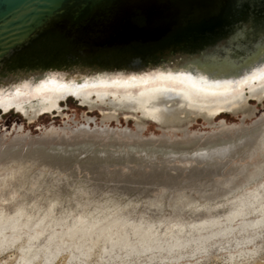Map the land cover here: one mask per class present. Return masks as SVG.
Returning <instances> with one entry per match:
<instances>
[{"label": "rangeland", "instance_id": "374dc122", "mask_svg": "<svg viewBox=\"0 0 264 264\" xmlns=\"http://www.w3.org/2000/svg\"><path fill=\"white\" fill-rule=\"evenodd\" d=\"M248 104L174 132L70 94L0 107V264H264V171L229 186L261 160L237 155L264 128Z\"/></svg>", "mask_w": 264, "mask_h": 264}, {"label": "water", "instance_id": "95a60500", "mask_svg": "<svg viewBox=\"0 0 264 264\" xmlns=\"http://www.w3.org/2000/svg\"><path fill=\"white\" fill-rule=\"evenodd\" d=\"M0 0V85L33 73L143 72L180 55L212 63L264 0ZM239 54L249 52V46ZM255 50V49H253ZM253 52V51H252ZM232 59L231 57H229ZM236 60V59H235ZM245 60V59H244ZM243 60V61H244Z\"/></svg>", "mask_w": 264, "mask_h": 264}, {"label": "bare ground", "instance_id": "6f19581e", "mask_svg": "<svg viewBox=\"0 0 264 264\" xmlns=\"http://www.w3.org/2000/svg\"><path fill=\"white\" fill-rule=\"evenodd\" d=\"M235 44L238 43L235 41ZM234 48L227 46L222 51L232 52V59L220 55L221 52L212 59L214 64L207 61L183 62L180 59L184 56L180 54L168 56V64L131 74L50 73L41 77L36 72L6 83V87L1 88L3 85H0V107L4 111L13 107L35 116L42 110L58 108L60 99L70 94L89 106L96 103L107 105L104 119L115 118L118 112L132 115L139 112L137 128L152 120L173 132L183 130L197 115L210 122L216 114L229 110L240 112L246 118L254 109L248 104L249 98L260 101L264 96V57L251 64L253 52L249 50L244 54V61L237 60L243 54L235 55ZM225 60L228 62L226 68L223 67ZM242 67V70L238 69ZM256 130L249 139L244 138L238 143V149L243 147L244 150L237 155L240 161L248 159L249 162L252 156L259 154L261 160L253 166L244 163L239 177L229 185L232 188L264 171V128ZM230 187L225 191H230Z\"/></svg>", "mask_w": 264, "mask_h": 264}, {"label": "flooded vegetation", "instance_id": "af4514ba", "mask_svg": "<svg viewBox=\"0 0 264 264\" xmlns=\"http://www.w3.org/2000/svg\"><path fill=\"white\" fill-rule=\"evenodd\" d=\"M247 26L240 30L239 32L232 35L230 38V41H236L235 46H232V44H227L225 49H227V46L235 47L234 54L237 56H241L242 54H239L240 51H242L245 47L244 44H248L250 51H253V60L251 61V64L260 57H264V20L261 23H254V22H247ZM237 48H239L237 50ZM255 49V50H253ZM232 52H222L220 55H225V57H230ZM229 60V59H228ZM224 68H226V63L224 62ZM221 66V65H220ZM231 66V65H230ZM222 67V66H221ZM239 70H242V68H238ZM210 72V71H209Z\"/></svg>", "mask_w": 264, "mask_h": 264}, {"label": "snow or ice", "instance_id": "6c2138e0", "mask_svg": "<svg viewBox=\"0 0 264 264\" xmlns=\"http://www.w3.org/2000/svg\"><path fill=\"white\" fill-rule=\"evenodd\" d=\"M243 7H244L243 4H240L239 7H237L236 0H230V3L226 5L227 8L226 15H233Z\"/></svg>", "mask_w": 264, "mask_h": 264}]
</instances>
